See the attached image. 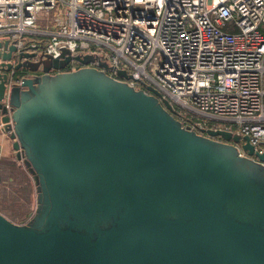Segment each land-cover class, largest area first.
<instances>
[{
  "label": "water",
  "instance_id": "obj_1",
  "mask_svg": "<svg viewBox=\"0 0 264 264\" xmlns=\"http://www.w3.org/2000/svg\"><path fill=\"white\" fill-rule=\"evenodd\" d=\"M50 58L0 40V117L36 185L29 220L0 211V264H264V151L248 135L197 131L90 54Z\"/></svg>",
  "mask_w": 264,
  "mask_h": 264
},
{
  "label": "built area",
  "instance_id": "obj_2",
  "mask_svg": "<svg viewBox=\"0 0 264 264\" xmlns=\"http://www.w3.org/2000/svg\"><path fill=\"white\" fill-rule=\"evenodd\" d=\"M41 35L53 58L95 53L91 42L106 46L112 54L89 65L115 77L125 69L136 88L141 80L157 87L199 132L213 126L190 110L232 121L237 128L227 129L264 151V0H0V40L22 49ZM81 65L72 58L66 68ZM15 73L10 84L20 80ZM3 103L10 115L7 97Z\"/></svg>",
  "mask_w": 264,
  "mask_h": 264
},
{
  "label": "rangeland",
  "instance_id": "obj_3",
  "mask_svg": "<svg viewBox=\"0 0 264 264\" xmlns=\"http://www.w3.org/2000/svg\"><path fill=\"white\" fill-rule=\"evenodd\" d=\"M90 51H95V53H90L91 60L97 59L99 54H107V53L112 54V51L109 48H107L106 46H104L102 44L93 43V42H91ZM43 58H45L48 62H50V60H51L50 56H48L44 52H43ZM124 61L125 60L123 58H120V63L123 64ZM67 66H68V63H66V67ZM148 70H150V69L148 68ZM172 104L175 107L178 106L177 102H175V101H172ZM188 113L195 120L207 121L210 126L221 125V126H225V127L229 128L231 130H235L237 128L236 124L232 121L219 120V119L211 117L208 114L198 113V112H195L192 110L188 111ZM19 161L22 163V160H19ZM14 179L18 183V185L15 187L21 188L22 185L26 184V186L23 187L22 194H19V197H20L19 199H20V201L23 202L22 206H20L21 209L26 210V208H27L28 210L26 211V213H23L20 216V214H18V213L21 211V209H20V211H18V208L16 207V208H14V210L17 211V214L13 215V216L9 215L10 216L9 218L15 222H22V221L27 220V218L30 219L28 214L33 212L35 207H36V185L31 183V181L28 180L23 173H21L17 178L14 177ZM19 179H22L24 181L23 184L18 181ZM29 181H30V183H29ZM15 190H16V188H15ZM14 194H15L14 191L5 190L0 185V203L3 202L4 206H10V205L14 204V201L12 199L10 200V197H9V195H14ZM6 216H7V214H6Z\"/></svg>",
  "mask_w": 264,
  "mask_h": 264
},
{
  "label": "crops",
  "instance_id": "obj_4",
  "mask_svg": "<svg viewBox=\"0 0 264 264\" xmlns=\"http://www.w3.org/2000/svg\"><path fill=\"white\" fill-rule=\"evenodd\" d=\"M38 37V36H37ZM35 39V38H33ZM46 36L41 35L38 37V40L45 44L46 42ZM13 138L11 137L10 133L7 131H0V146H1V153H0V185L8 191H14L16 192L15 187L18 185L17 181L14 179V177H18L21 173H23L27 178L29 177V180L31 183H34V180L31 176V174L27 171V169L24 167V165L18 160V156L16 154V151L13 147ZM16 163V165H12L10 162ZM29 181V183H30ZM0 211L6 215V213L3 211L4 205L3 202L0 203ZM32 213V212H31ZM28 216L30 217V214ZM29 219V218H27Z\"/></svg>",
  "mask_w": 264,
  "mask_h": 264
},
{
  "label": "trees",
  "instance_id": "obj_5",
  "mask_svg": "<svg viewBox=\"0 0 264 264\" xmlns=\"http://www.w3.org/2000/svg\"><path fill=\"white\" fill-rule=\"evenodd\" d=\"M10 162H12V161H10ZM11 164L14 165V166L16 165V163H13V162ZM25 177L27 178V176H25ZM27 179L29 180V177ZM18 181L21 182L22 184L24 182L22 179H19ZM24 186H26V184L25 185H22L21 188H16L18 190H16V192H15L14 195H9L10 200L12 199L14 201V204H12L10 206H4V207H2L3 208V211L7 214L8 217L17 214V211H15L14 208L17 207L18 208V211H20V209H21L20 206H22L23 202L20 201L19 194H22V191H23V187ZM27 210H28L27 208H26V210L21 209V211L18 214H20V216H21L23 213H26Z\"/></svg>",
  "mask_w": 264,
  "mask_h": 264
},
{
  "label": "flooded vegetation",
  "instance_id": "obj_6",
  "mask_svg": "<svg viewBox=\"0 0 264 264\" xmlns=\"http://www.w3.org/2000/svg\"><path fill=\"white\" fill-rule=\"evenodd\" d=\"M17 76H19L18 74H16ZM215 128L221 127V128H226L225 126H221V125H215L213 126ZM217 139L223 140L222 136H217Z\"/></svg>",
  "mask_w": 264,
  "mask_h": 264
}]
</instances>
